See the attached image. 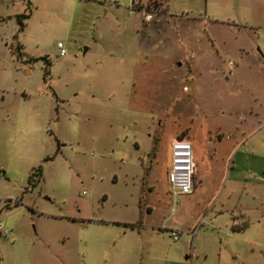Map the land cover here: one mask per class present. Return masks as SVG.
Instances as JSON below:
<instances>
[{
	"label": "rangeland",
	"instance_id": "obj_1",
	"mask_svg": "<svg viewBox=\"0 0 264 264\" xmlns=\"http://www.w3.org/2000/svg\"><path fill=\"white\" fill-rule=\"evenodd\" d=\"M257 48L264 0H0V264H264Z\"/></svg>",
	"mask_w": 264,
	"mask_h": 264
},
{
	"label": "built area",
	"instance_id": "obj_2",
	"mask_svg": "<svg viewBox=\"0 0 264 264\" xmlns=\"http://www.w3.org/2000/svg\"><path fill=\"white\" fill-rule=\"evenodd\" d=\"M59 53L62 55L65 50L59 42ZM234 62L228 61V74L232 73ZM195 173L194 152L192 143L185 137L174 138L170 142V162L167 170V181L169 183L172 197L176 195H185L192 192L193 175ZM0 231L6 232L3 224L0 223ZM171 236L177 238L176 231H170Z\"/></svg>",
	"mask_w": 264,
	"mask_h": 264
},
{
	"label": "crops",
	"instance_id": "obj_3",
	"mask_svg": "<svg viewBox=\"0 0 264 264\" xmlns=\"http://www.w3.org/2000/svg\"><path fill=\"white\" fill-rule=\"evenodd\" d=\"M232 25H237L236 23H230ZM246 27V26H245ZM240 54H246L247 52L245 51L244 53L240 52V49L238 50ZM257 51L258 53L256 54V56L262 60L264 62V54L257 48ZM229 61V60H228ZM234 64L236 65L235 61H234ZM217 79V78H216ZM176 138V137H175ZM174 138L171 139V141L173 140ZM170 141V142H171ZM169 162H170V144H169ZM168 162V164H169Z\"/></svg>",
	"mask_w": 264,
	"mask_h": 264
},
{
	"label": "trees",
	"instance_id": "obj_4",
	"mask_svg": "<svg viewBox=\"0 0 264 264\" xmlns=\"http://www.w3.org/2000/svg\"><path fill=\"white\" fill-rule=\"evenodd\" d=\"M21 17H26V14H22V15H18V16H17V19H18V22H19L20 26H22V21H21V19H20ZM178 138H183V137H178ZM38 173H39V169L36 168L34 171L31 172L30 177H32V176H37ZM7 207H9V206H7ZM234 229H235V228H234Z\"/></svg>",
	"mask_w": 264,
	"mask_h": 264
}]
</instances>
